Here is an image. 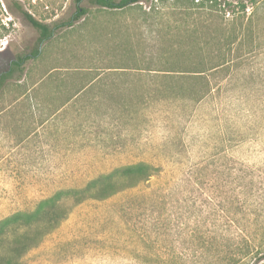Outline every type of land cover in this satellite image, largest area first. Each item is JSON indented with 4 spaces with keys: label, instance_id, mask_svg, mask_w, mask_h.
<instances>
[{
    "label": "rangeland",
    "instance_id": "rangeland-1",
    "mask_svg": "<svg viewBox=\"0 0 264 264\" xmlns=\"http://www.w3.org/2000/svg\"><path fill=\"white\" fill-rule=\"evenodd\" d=\"M19 1L50 24L74 11ZM217 2H83L4 83L0 264H232L247 241L264 257V0ZM37 36L0 0V71ZM106 175L117 192L74 203Z\"/></svg>",
    "mask_w": 264,
    "mask_h": 264
},
{
    "label": "trees",
    "instance_id": "trees-1",
    "mask_svg": "<svg viewBox=\"0 0 264 264\" xmlns=\"http://www.w3.org/2000/svg\"><path fill=\"white\" fill-rule=\"evenodd\" d=\"M74 4V11L70 15V17L61 22H54L52 24L45 23L37 18H35L28 10H26L19 0H12V6L14 10L19 12L24 20H26L32 27H34L38 31V36L36 39V45L31 49L29 53L18 54L14 58H12L8 67L2 71H0V88L4 85V83L13 76L14 73L19 72L22 73L24 70V63L29 60L39 56L40 54V45L44 42L48 41L58 29L62 27H70L74 22L79 20L82 16H84L88 9L83 5V2H87L90 5L97 6L103 9H119L125 10L130 8L131 6L137 5L144 0H71ZM192 2H196L195 5L197 7H204L208 3L210 6L217 5V0H190ZM10 10V6L8 7ZM120 174L122 176L127 177L132 180L131 184H136L139 181H142L149 174L146 168L143 165L137 164L133 166H128L124 168ZM112 175H106L103 177H99L93 180L85 190H89V193H85V190L74 191L72 193L74 198V203H78L86 198H94V199H103L110 196L112 193L117 192L120 188H115V185H108L107 180L111 179ZM108 186V187H107ZM123 187V186H122ZM94 188H97L98 191H94ZM107 188V189H106ZM62 193L59 192L55 196L62 197ZM37 212L40 217L48 218L54 223H58L66 217L68 212V208L60 207L58 211H51V213L45 209V206H39ZM256 248H251L248 244V241L244 248L237 247V249L232 254L233 263L232 264H257L259 260L264 257H259L256 255Z\"/></svg>",
    "mask_w": 264,
    "mask_h": 264
}]
</instances>
